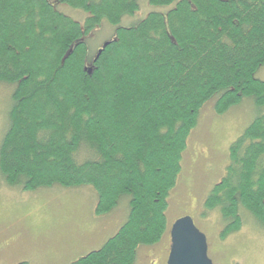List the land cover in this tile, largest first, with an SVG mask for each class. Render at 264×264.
<instances>
[{
	"label": "trees",
	"instance_id": "obj_1",
	"mask_svg": "<svg viewBox=\"0 0 264 264\" xmlns=\"http://www.w3.org/2000/svg\"><path fill=\"white\" fill-rule=\"evenodd\" d=\"M59 1L88 11L85 24L49 0H0V83H16L0 172L24 189L92 185L99 215L130 195L119 230L70 264H135L141 245L162 240L188 137L214 96L217 113L245 97L260 111L231 143L202 214L220 208L222 239L242 227L241 208L264 225V80L254 76L264 0H179L119 27L97 59L83 35L119 23L138 0Z\"/></svg>",
	"mask_w": 264,
	"mask_h": 264
},
{
	"label": "rangeland",
	"instance_id": "obj_2",
	"mask_svg": "<svg viewBox=\"0 0 264 264\" xmlns=\"http://www.w3.org/2000/svg\"><path fill=\"white\" fill-rule=\"evenodd\" d=\"M178 1L153 5L149 0H138V10L124 15L119 23L104 19L100 26L83 35L90 57H94L105 42L115 38L119 27L136 25L150 12L166 14ZM49 2L55 9L85 24L88 11L59 0ZM254 76L264 80V65ZM15 88L16 83H0V145L9 127ZM216 98L204 103L188 137L182 170L168 196L167 233L154 245H141L135 264H167L172 224L185 215H191L197 227L206 234L208 253L214 264H264V225L249 211L241 208L242 227L223 239L220 208L214 207L206 215L202 214L210 190L226 171L231 143L260 111L253 98L245 97L226 112L217 113ZM97 201L98 193L92 185L65 187L54 184L24 189L22 184H8L0 172V264H70L100 248L119 229L112 235L107 233L103 243L95 240L65 251L69 238L80 235V231L89 233L95 221L112 215L109 212L97 214ZM129 203L130 195L123 194L113 208H117L116 216L127 212L121 209L130 210ZM51 256H57L52 263Z\"/></svg>",
	"mask_w": 264,
	"mask_h": 264
},
{
	"label": "water",
	"instance_id": "obj_3",
	"mask_svg": "<svg viewBox=\"0 0 264 264\" xmlns=\"http://www.w3.org/2000/svg\"><path fill=\"white\" fill-rule=\"evenodd\" d=\"M109 43L107 41L102 45L96 59ZM86 69L92 73V67ZM170 237L167 264H214L208 253L207 236L197 227L191 215L182 216L172 224Z\"/></svg>",
	"mask_w": 264,
	"mask_h": 264
},
{
	"label": "crops",
	"instance_id": "obj_4",
	"mask_svg": "<svg viewBox=\"0 0 264 264\" xmlns=\"http://www.w3.org/2000/svg\"><path fill=\"white\" fill-rule=\"evenodd\" d=\"M122 210L127 211L123 216H119V215L116 216L117 208H115L111 212H109V213H112L111 216L110 215L102 216L101 219H98L97 221H95L89 233L86 234L83 231H80V235L78 234V235H75L76 237L74 238H69L68 239L69 244L65 247V251L75 249V248H80L82 246H85L89 242L95 241V240L96 241L99 240V242L103 243L106 240V237H108L107 233H110L112 235L127 220L130 210L125 209V208L121 209V211ZM95 211H96V207H95ZM104 233H105L104 238H101ZM50 263H52V261H50Z\"/></svg>",
	"mask_w": 264,
	"mask_h": 264
},
{
	"label": "flooded vegetation",
	"instance_id": "obj_5",
	"mask_svg": "<svg viewBox=\"0 0 264 264\" xmlns=\"http://www.w3.org/2000/svg\"><path fill=\"white\" fill-rule=\"evenodd\" d=\"M57 257V256H56ZM56 257L52 258V257H49V260L50 261H53Z\"/></svg>",
	"mask_w": 264,
	"mask_h": 264
}]
</instances>
